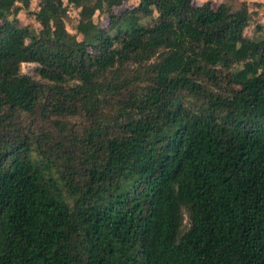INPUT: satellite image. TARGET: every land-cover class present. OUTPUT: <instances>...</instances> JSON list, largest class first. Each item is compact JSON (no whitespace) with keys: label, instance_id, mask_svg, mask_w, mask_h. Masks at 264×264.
<instances>
[{"label":"trees","instance_id":"16d2710c","mask_svg":"<svg viewBox=\"0 0 264 264\" xmlns=\"http://www.w3.org/2000/svg\"><path fill=\"white\" fill-rule=\"evenodd\" d=\"M132 1L0 0V264H264L262 5Z\"/></svg>","mask_w":264,"mask_h":264},{"label":"rangeland","instance_id":"374dc122","mask_svg":"<svg viewBox=\"0 0 264 264\" xmlns=\"http://www.w3.org/2000/svg\"><path fill=\"white\" fill-rule=\"evenodd\" d=\"M206 0H197L196 1V4L197 5H200L202 2H204ZM212 2L214 3H219L220 0H211ZM64 2L66 3V0H64ZM135 3V1H132ZM131 2V3H132ZM38 3H39V0H31V6H30V9H29V12L28 11H21L19 13V20L22 24L24 25H30L34 28H37V24L34 20V17L31 15L32 12H36L38 10ZM264 10V6L260 9V12ZM259 14V12H258ZM77 19H78V14H77V11L75 9H73L72 7H70L69 11H68V17L66 19V28L68 30L69 33H74V27L76 25V22H77ZM96 22H100L101 19L99 16H96L95 19H94ZM252 23L253 24H256V23H259L260 26H264V13L262 16H255L254 18H252ZM251 27L246 31V35L248 36H253V32L251 31ZM37 67L36 64H22L21 66V72L22 74L24 75H27V76H31L33 78H35V68Z\"/></svg>","mask_w":264,"mask_h":264},{"label":"crops","instance_id":"0c3cea01","mask_svg":"<svg viewBox=\"0 0 264 264\" xmlns=\"http://www.w3.org/2000/svg\"><path fill=\"white\" fill-rule=\"evenodd\" d=\"M135 2H137V0H134ZM250 3H257V4H260V5H262V7L264 6V0H248ZM261 7V8H262ZM260 8V9H261ZM260 9H258V10H255V11H259V16H262L263 15V13H264V10H262L261 12H260Z\"/></svg>","mask_w":264,"mask_h":264}]
</instances>
